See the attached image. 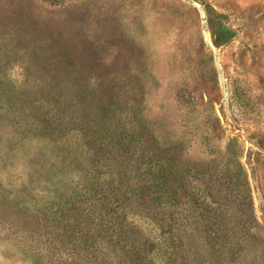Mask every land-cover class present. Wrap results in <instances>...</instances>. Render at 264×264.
I'll return each mask as SVG.
<instances>
[{
	"label": "rangeland",
	"instance_id": "rangeland-1",
	"mask_svg": "<svg viewBox=\"0 0 264 264\" xmlns=\"http://www.w3.org/2000/svg\"><path fill=\"white\" fill-rule=\"evenodd\" d=\"M0 264H264V0H0Z\"/></svg>",
	"mask_w": 264,
	"mask_h": 264
}]
</instances>
